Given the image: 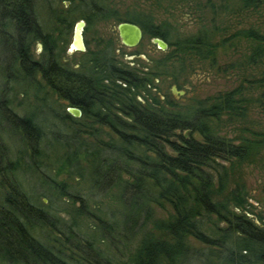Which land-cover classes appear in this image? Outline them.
Instances as JSON below:
<instances>
[{
    "label": "trees",
    "instance_id": "obj_1",
    "mask_svg": "<svg viewBox=\"0 0 264 264\" xmlns=\"http://www.w3.org/2000/svg\"><path fill=\"white\" fill-rule=\"evenodd\" d=\"M241 1L245 10L264 13V0ZM35 5V0H0V43L3 56L10 59L0 64V74L5 84L12 80L34 83L40 75L59 98L83 110V118L76 119L69 113L65 116L76 136L71 142L66 140L73 155L67 157L66 168L81 175L78 167L85 161L93 171V185L106 194L117 192L128 215H123L122 223L101 218L103 237L78 235L74 232L76 217L68 227L52 212L33 203L17 178V163L5 156L1 144V159L7 163L4 171L0 169V264H127L113 259L115 253L124 252L130 254L129 264H177L190 255V238L225 249L223 257L230 264H264V223L246 209L244 187H231L226 196H220L231 177L230 170L253 162L264 147V133L246 130L250 137L242 136L239 142L220 133L223 117L229 122L248 117L247 107L252 102L245 97L243 86L199 100L183 110L169 99L147 98L152 84L147 75L160 74L140 75L137 68L119 65L107 53H91L78 69L68 68L56 53V44L43 34ZM91 9L88 26L97 17H116L121 23L140 26L146 37L164 40L173 48L174 56L206 60L216 52L206 32L171 43L169 31L153 18L142 14L121 18L116 11L111 13L112 9L98 5ZM58 22L65 24L66 20L59 17ZM240 34L255 43L248 63L258 64L264 58V32L252 28ZM36 38L44 43L46 60L34 59L31 44ZM174 56L165 61L169 67H174ZM256 83L264 88V73ZM256 102L264 112V93ZM0 109L5 121L17 125L21 139L32 151L31 158L37 161L43 129L32 116L15 113L6 99L0 101ZM83 119L92 124L82 127ZM95 124L101 128L91 127ZM85 127L92 131L87 133L94 139L92 147L80 140L86 134ZM103 129L114 138L98 141L105 133ZM150 205L172 209L170 219L160 223L168 240L151 239L149 234L139 237L149 231ZM204 216H214L226 224L219 227L220 239L203 230Z\"/></svg>",
    "mask_w": 264,
    "mask_h": 264
},
{
    "label": "rangeland",
    "instance_id": "obj_2",
    "mask_svg": "<svg viewBox=\"0 0 264 264\" xmlns=\"http://www.w3.org/2000/svg\"><path fill=\"white\" fill-rule=\"evenodd\" d=\"M35 2L43 34L56 44V53L68 68L78 69L82 63L90 59L91 53H107L113 62L137 68L140 75L160 74L153 77L147 75L152 80L150 92L146 93L147 98L164 101L169 99L183 110L199 100L213 98L243 86L245 97L252 102L247 107L248 117L230 122L223 117L220 133L237 142L241 141L242 136L250 137L246 130L264 133V112L256 102L264 93V88L256 83L264 73V58L258 60L256 62L258 64H249L248 58L256 45L240 34L242 30L252 28L264 32V13L245 10L241 0H35ZM95 5L112 9L111 13L116 11L121 18L140 14L153 18L156 24L163 25L164 29L169 31L171 43L199 32H206L216 45V52L206 60L186 55L177 57L173 55L172 47L162 51L153 43V39L146 36L136 48L125 47L121 43L117 29L121 22L116 17L107 20L97 17L93 24L89 26L86 24L84 31L86 51L69 52L76 25L88 20L93 13L91 8ZM59 17L66 20V23H59ZM32 52L35 59L43 56L42 40L36 38L32 41ZM171 56H174L171 58L174 67L165 64ZM8 61L10 59L3 56L0 43L2 62L0 64ZM160 61L163 62V66ZM5 99L10 102L15 113L22 117L32 116L43 129L44 138L39 145L41 154L36 161L31 158L32 151L21 139L17 125L12 120L5 121V116L0 114V146L4 145L5 156L17 163V178L33 203L52 212L68 227L73 225L76 217L75 222L78 225L74 232L85 238L89 235L98 238L102 236L101 218L109 221L118 219L122 223L125 218L123 215H128V212L126 204L119 203L117 192L106 194L107 192L98 190L92 183L93 171L85 161L82 167H78L83 173L81 175L66 168L67 157L73 156L68 152L66 140L71 142L73 138L76 139L75 130L65 121L69 103L59 98L40 75L34 83L12 80L5 84V79L0 74V101ZM83 120L82 127L91 123ZM91 127L101 128L96 124ZM83 129L86 134L82 135L80 140L89 143L85 144L88 147L94 146V139L87 135L92 132L90 127ZM104 131L98 141L114 138L109 130ZM256 156L253 162L236 165L230 170L231 177L228 178L229 182L225 183V192L220 196H226V191L231 190V187L242 185L248 202L246 209L256 214L255 218H260L264 223V147ZM6 163L2 162L0 153V169L3 171ZM223 164L232 168L230 164L225 162ZM149 212L152 214L148 222L149 233L143 231L139 237H147L149 234L151 239L168 240V235L161 229L162 227L160 228V223L170 219L172 209L150 205ZM202 221L203 230L207 234L215 239L221 238L222 232L219 227L225 228V223L214 216H204ZM188 241L190 255L179 259L177 264H230L227 257H223L224 253H227L224 252L225 249L208 247L194 238ZM133 247L131 246V249ZM113 259L129 264L131 257L129 252H124L123 255L115 253Z\"/></svg>",
    "mask_w": 264,
    "mask_h": 264
},
{
    "label": "water",
    "instance_id": "obj_3",
    "mask_svg": "<svg viewBox=\"0 0 264 264\" xmlns=\"http://www.w3.org/2000/svg\"><path fill=\"white\" fill-rule=\"evenodd\" d=\"M85 22L81 21L76 25L75 37L73 42V48L75 51L85 52L86 44L84 41V29ZM118 34L121 39V43L128 48H136L144 37V32L142 28L136 24L124 22L118 25ZM153 43L162 51H167L169 45L160 38H154ZM68 113L75 118L81 117L82 113L79 109L69 107Z\"/></svg>",
    "mask_w": 264,
    "mask_h": 264
},
{
    "label": "flooded vegetation",
    "instance_id": "obj_4",
    "mask_svg": "<svg viewBox=\"0 0 264 264\" xmlns=\"http://www.w3.org/2000/svg\"><path fill=\"white\" fill-rule=\"evenodd\" d=\"M85 22V21H84ZM85 24H87L86 22H85ZM84 31H85V29H84ZM74 37H75V33H74ZM1 42V41H0ZM73 42H74V40H73ZM42 44H43V46H44V43L42 42ZM31 48H32V44H31ZM73 51H75L74 50V48H73V43H72V46L70 47V50H69V52H73ZM78 52H80V51H78ZM34 59H35V57H34ZM36 61H43V60H46L45 59V57H41L40 59H35ZM71 107V106H70ZM73 108H75V107H73ZM78 109V108H77ZM68 110V109H67ZM80 110V109H79ZM81 111V113H82V115H81V117H79V118H76V119H80V118H83L84 117V112H83V110L81 109L80 110ZM67 113H68V111H67ZM72 116V115H71ZM73 117V116H72ZM75 118V117H74Z\"/></svg>",
    "mask_w": 264,
    "mask_h": 264
}]
</instances>
